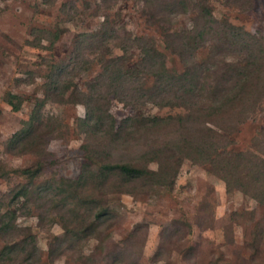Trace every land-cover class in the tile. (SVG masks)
<instances>
[{"label":"rangeland","instance_id":"1","mask_svg":"<svg viewBox=\"0 0 264 264\" xmlns=\"http://www.w3.org/2000/svg\"><path fill=\"white\" fill-rule=\"evenodd\" d=\"M205 7L215 22L190 55L191 38L203 28ZM105 14L120 34L126 31L154 39L170 69L179 73L185 69L180 58L188 61L190 71L193 63L195 68L206 65L195 77L199 97L183 92L184 86L161 93L151 76L139 84L144 97L135 109L118 99H128L129 85L118 97L111 96L108 111L117 121L133 113L169 115L173 120L161 128L135 132L120 150H111L110 159L136 162L137 157L159 146L161 160L168 158L170 162L175 152L172 145L187 137L189 129L204 125L226 136L231 143H226L225 150L243 153L244 159L230 190L223 179L209 171V164L182 158L167 187L153 184L130 188L133 193L102 196L113 218L79 240L64 232L54 211L46 213L43 201L27 203L16 210L15 224L35 235L40 264H264V0H0V199L7 204L9 191L26 182L14 169L36 161L42 164L37 184L79 173L84 133L78 121L85 113L80 103H45L42 120L51 126L42 131L41 155L13 154L7 142L22 127L35 100L44 96L50 64L69 70L79 35L98 30ZM229 24L243 32L236 44L223 42L217 30L222 25L221 29H227ZM34 29L58 33L50 50L30 44ZM181 43L187 50L179 57L174 52L182 51ZM107 51L109 57L120 54L119 40H110ZM250 53L257 57L255 63H251ZM86 54L90 68L68 79L67 95L74 84L85 88L101 71L97 51L90 46ZM130 55L126 67L140 57L135 48ZM8 92L23 100L19 110L5 101ZM234 94L244 102L228 104L216 116L193 110L188 123L175 118L186 114L188 105L200 97L199 105L209 112L213 100ZM178 95L185 103L176 99ZM163 96L165 103L174 98L173 103L160 105ZM252 98H258L256 105H252ZM192 121L199 123L194 126ZM149 167L157 168L155 163ZM27 209L30 213H25ZM83 213L91 215V208ZM54 235L63 240L60 245L52 239Z\"/></svg>","mask_w":264,"mask_h":264},{"label":"trees","instance_id":"2","mask_svg":"<svg viewBox=\"0 0 264 264\" xmlns=\"http://www.w3.org/2000/svg\"><path fill=\"white\" fill-rule=\"evenodd\" d=\"M202 14L204 18L203 28L197 31L195 37H192L193 39L191 38L193 46H189L190 55L196 49L197 41L203 39L207 33L206 30L210 29V25L215 22L206 7L203 8ZM113 24V20L105 14L98 30L79 35L78 47L72 54L73 63L69 70L64 67L59 69L56 65L50 64L51 68L44 86V96L35 100L28 118L22 121V127L7 142V149L13 154L32 153L41 155V147L44 142L42 131L44 129L49 131L51 126L49 120L52 118H47L50 124L42 120L41 111L45 103L47 101H59L65 104L80 103L84 106V116L78 121V126L84 133L82 145L84 160L75 177L60 176L37 184L36 181L42 175L40 161H36L34 165L29 167L14 169V172L25 178L26 182L17 184L9 191L6 196L8 197L7 204H4L0 199V238L3 241V245L0 247V264H40V251L35 235L28 232V229L18 227L15 224L16 210L25 208L27 203L37 204V201H43L46 213L54 211L60 219L64 232L70 235L72 239L79 240L81 237L90 236L95 231L100 230L104 224L113 218L108 205L104 202L105 198L102 199V196L114 192L133 193L130 188L152 187L153 184H161L163 187H167L170 181L174 180L182 158H188L204 165L209 164V171L223 179L228 190H230L231 181L235 183L234 179L244 155L240 152L226 151V143L231 142L226 136L208 125L199 129L194 127L193 131L191 128L187 132V137H180L178 142L172 145L175 152L174 158L170 162L168 158H164V161L161 160L162 149L159 146L152 147L143 157H137L136 162L110 159L111 150H120L123 143H128V138L135 132L141 131V129L161 128L173 120V117L169 115L165 117L138 116V114L133 113L117 121L108 111L111 96L118 97L129 85L128 99L121 97L118 99L126 101V104L132 105L135 109L138 101L144 97V94L141 95L139 84L142 79L143 84H145V78L151 76L155 79V86L160 89L161 93L172 90L173 87L184 86L183 92H187L189 96L197 95L199 97L195 77L199 69L206 70V65L199 64L195 68V63H193L190 64L192 66V71H190L189 67L186 66L188 61L185 58H180L185 64V69L181 73L175 69H170L166 55L158 49L154 39L146 35L133 36L126 31L120 34V29L114 27L116 25ZM222 27L223 25L217 30L222 33L223 42L228 44L239 42L243 32L230 24L227 29H225L226 27L223 28L225 30L221 29ZM32 35L31 41H34H30V44L34 48L50 50L58 33L34 29ZM112 39L119 40L120 54L109 57L107 56V44ZM45 42L48 43V46L45 45ZM245 45L247 47V44ZM90 46L97 51V60L101 71L91 82L86 84L85 88L74 84L68 93L69 95H67L65 89L68 79L75 74L79 75L86 68H90L91 60L86 54V49H90ZM180 47H182V51L174 52L179 57L184 50H187L186 44L181 43ZM134 48L138 50L140 57L131 67H126L125 62L131 57L130 51ZM250 55L254 56L255 54L250 53ZM253 56L251 63L256 62L257 57ZM234 70L237 72V68ZM160 99L162 101L160 105L163 106L169 102L173 103L174 100L173 98L165 103V96ZM176 99L185 103L184 98L180 95ZM257 99L252 98V105L258 103ZM5 101L12 109L19 110L23 100L8 92ZM200 101L188 105L189 111L187 110L186 114H179L175 117L177 122L188 123L193 110L199 114L216 116L226 105H232L238 101L243 103L244 98L234 94L213 100L214 107L210 108L211 111L209 112L202 105H199ZM192 122L194 126L199 123ZM222 130L226 133L229 132L223 128ZM220 148L223 149L222 153L218 152ZM212 155L216 157L212 158ZM223 156L227 158L226 163L223 161L225 159ZM150 163H155L157 168H150ZM88 207L91 208V215L83 213L84 209H88ZM25 213H30V209H27ZM52 239L59 245L63 241L55 235L52 236ZM53 251L55 252V249Z\"/></svg>","mask_w":264,"mask_h":264}]
</instances>
